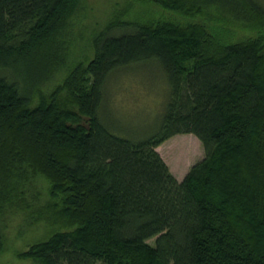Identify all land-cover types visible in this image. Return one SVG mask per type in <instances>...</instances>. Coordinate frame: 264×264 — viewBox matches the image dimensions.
<instances>
[{"label":"trees","instance_id":"1","mask_svg":"<svg viewBox=\"0 0 264 264\" xmlns=\"http://www.w3.org/2000/svg\"><path fill=\"white\" fill-rule=\"evenodd\" d=\"M135 1L78 60L83 0H0V226L44 228L14 251L36 264H264V0ZM147 58L167 99L155 132L128 139L98 108L108 76ZM184 132L205 155L178 180L156 147Z\"/></svg>","mask_w":264,"mask_h":264},{"label":"rangeland","instance_id":"2","mask_svg":"<svg viewBox=\"0 0 264 264\" xmlns=\"http://www.w3.org/2000/svg\"><path fill=\"white\" fill-rule=\"evenodd\" d=\"M81 5L66 32L74 39L73 56L78 60L87 55L91 56V35L99 31L123 7L129 8L132 16L143 12V5L135 0H83ZM69 56L67 67L73 63L71 54ZM130 65L114 70L108 76L98 111L100 120L111 132L128 139L140 140L150 136L159 126L169 85L161 67L151 58ZM66 71V68L54 71L39 80L36 87L41 93H49L61 82ZM180 143L183 145L175 147ZM156 150L168 165L171 174L178 180L205 155L201 140L189 132L173 134L158 145ZM18 224L21 222L17 216H10L7 226H0L9 244V250L0 252V264H36L30 259L19 258L14 251H21L29 243L43 238L44 228L30 230L26 225L20 238L16 236ZM147 241L154 244V238Z\"/></svg>","mask_w":264,"mask_h":264}]
</instances>
